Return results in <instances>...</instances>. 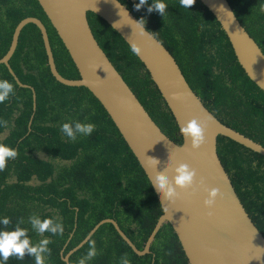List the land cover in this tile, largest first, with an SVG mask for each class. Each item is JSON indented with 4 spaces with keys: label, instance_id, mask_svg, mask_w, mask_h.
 I'll return each instance as SVG.
<instances>
[{
    "label": "trees",
    "instance_id": "trees-1",
    "mask_svg": "<svg viewBox=\"0 0 264 264\" xmlns=\"http://www.w3.org/2000/svg\"><path fill=\"white\" fill-rule=\"evenodd\" d=\"M170 52L192 91L225 126L264 147V93L246 76L231 45L212 14L195 0L189 9L179 0H163L164 16L147 8L136 10L139 0H118ZM239 23L264 54V0H227ZM37 18L46 27L58 73L77 79L78 73L36 0H0V59L7 53L14 28L25 18ZM87 19L95 40L141 105L172 141L181 143L175 121L141 62L122 38L97 16ZM21 84L4 65L0 80L14 85V95L0 104V143L16 149L18 156L0 171V219L9 217L14 230L22 228L35 244L43 238L51 255L46 264H65L61 258L79 244L100 221L113 220L142 250L162 214L159 202L143 170L114 124L92 94L82 87H67L52 77L38 28L29 24L21 31L9 61ZM92 123L89 136L68 140L60 131L65 122ZM217 153L243 207L264 237V157L224 137L217 138ZM33 178L36 181H33ZM37 182V183H36ZM52 217L64 225L63 235L39 234L28 218ZM98 255L86 264H120L127 254L131 264H188L170 225H164L150 253L136 255L105 224L91 236ZM89 249L88 242L69 258L76 264ZM0 264H35L33 257H10Z\"/></svg>",
    "mask_w": 264,
    "mask_h": 264
},
{
    "label": "water",
    "instance_id": "water-1",
    "mask_svg": "<svg viewBox=\"0 0 264 264\" xmlns=\"http://www.w3.org/2000/svg\"><path fill=\"white\" fill-rule=\"evenodd\" d=\"M45 14L77 73V79L61 76L55 66L45 25L37 18H25L14 28L7 53L0 59L18 86L20 83L9 65L21 31L35 25L43 42L47 65L56 82L67 87L87 89L99 102L120 136L143 170L159 202L162 214L154 225L144 247L138 250L110 219L100 221L87 236L61 258H69L85 245L105 224L113 226L125 244L138 256L150 253L159 230L170 225L188 264H264V237L250 219L227 175L217 153V138H227L264 157V147L225 126L204 106L192 91L170 52L118 0H36ZM216 19L225 33L236 60L247 78L264 93V54L239 23L227 0H198ZM93 14L114 30L130 48L135 42L141 54L135 55L167 105L179 130L188 120H207L205 142L197 150L181 134V143L168 138L141 105L121 74L95 40L87 14ZM159 163L153 167L150 158ZM196 170L195 191L179 192L174 201H163L151 183L155 172L171 179L178 164ZM219 190L212 208H205L207 191ZM190 193V194H189ZM211 215H208V213Z\"/></svg>",
    "mask_w": 264,
    "mask_h": 264
},
{
    "label": "clouds",
    "instance_id": "clouds-1",
    "mask_svg": "<svg viewBox=\"0 0 264 264\" xmlns=\"http://www.w3.org/2000/svg\"><path fill=\"white\" fill-rule=\"evenodd\" d=\"M147 3L148 0H139L134 7L136 10H139ZM194 3L195 0H179L180 7L185 9H189ZM167 8L168 5L163 0H152V4L148 6L147 11L149 13L156 11L161 16H164ZM259 11L264 13V5L260 6ZM140 21H144V19H140L136 24H139ZM144 24L140 29L141 32L144 30ZM130 50L134 55L139 56L141 54V48L135 42L130 43ZM11 95H14L13 83L8 80H0V104L5 103ZM208 119L210 117L204 119L193 118L179 128L181 136L190 142V148L192 150H197L204 144ZM0 126L7 128L8 122L6 120H0ZM95 127L92 123H81L79 121L71 123L65 122L61 125L60 131L68 140L75 141L78 136L91 135L95 131ZM17 156L18 152L16 149L0 143V171L6 169L8 160H14ZM150 159L155 168L159 160L154 157ZM165 169L162 172H155V175L150 180L163 201H174L178 197L179 192H188L190 189L195 191L194 184L202 183V180L199 182L195 180L196 170L190 168L188 164L180 163L172 169L173 175L171 179L166 174ZM218 195L220 193L216 188L207 191V198L203 200V206L209 209L212 208ZM208 215H211V213L209 212ZM28 222L31 225V229L39 234L50 233L55 236L63 235L64 233L63 223L55 222L52 217L41 218L34 213L28 218ZM23 223L24 221L21 218L14 230H0V259L6 262L10 257L23 260L25 256H28L34 258L35 264H46L45 257L51 255L49 244L52 241L45 237L34 244L28 236V229L20 227ZM0 224H3L5 229H7L11 224V219L4 217L0 219ZM88 244L89 249L87 254L78 259L76 264H86L87 261L92 260L98 255L95 240L89 238ZM120 264H131L127 254L121 257Z\"/></svg>",
    "mask_w": 264,
    "mask_h": 264
},
{
    "label": "flooded vegetation",
    "instance_id": "flooded-vegetation-1",
    "mask_svg": "<svg viewBox=\"0 0 264 264\" xmlns=\"http://www.w3.org/2000/svg\"><path fill=\"white\" fill-rule=\"evenodd\" d=\"M36 99V98H35ZM33 181H36L34 178H33ZM37 183V182H36Z\"/></svg>",
    "mask_w": 264,
    "mask_h": 264
}]
</instances>
